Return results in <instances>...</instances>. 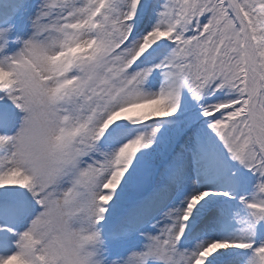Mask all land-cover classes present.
Returning <instances> with one entry per match:
<instances>
[{"label":"snow or ice","instance_id":"snow-or-ice-1","mask_svg":"<svg viewBox=\"0 0 264 264\" xmlns=\"http://www.w3.org/2000/svg\"><path fill=\"white\" fill-rule=\"evenodd\" d=\"M0 264H264V0H0Z\"/></svg>","mask_w":264,"mask_h":264}]
</instances>
